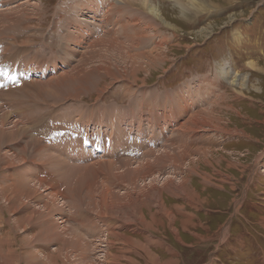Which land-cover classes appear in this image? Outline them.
Here are the masks:
<instances>
[{
	"label": "rangeland",
	"instance_id": "rangeland-1",
	"mask_svg": "<svg viewBox=\"0 0 264 264\" xmlns=\"http://www.w3.org/2000/svg\"><path fill=\"white\" fill-rule=\"evenodd\" d=\"M152 1L168 26L145 30L142 34L149 40L138 46L133 42L137 50H131L126 46L131 45L134 26L138 29L152 21L143 10L133 16L127 12L117 14L112 9L106 13L109 21L96 25L93 20H89L91 24L87 22L94 16L88 3L95 0H0V66L4 72H23L25 76L20 84L8 85L10 92H0V177L1 173H11L16 178L17 171H27L25 164L14 158L20 157L15 148L17 143L29 145L38 139L44 146L54 148L49 153L59 164L49 165L44 158L37 157L42 162H35L36 165L29 162V168L34 179L44 178L50 188L56 187L54 205L57 206L53 207L56 211L65 210L61 215L67 216L62 222L65 233L82 237L81 250L87 256L86 264H112L113 257L120 259L114 264H264V0H201L202 8L189 7L187 18L182 20L178 18L175 2L186 4L196 0ZM105 2L106 6H115L112 0ZM85 22L94 32L90 39L81 37L79 46L64 44L67 31H72L76 24L81 25L82 32ZM127 22L130 26L123 27L122 23ZM108 40L117 42L115 45L122 49L109 50L105 47ZM150 50L153 52L149 53ZM80 54L91 58L85 71H78ZM52 61L56 65L54 69ZM249 62L263 68V72L250 69ZM224 63L238 79L246 77L245 89L229 87L215 70ZM79 74L84 75L83 79ZM60 76L65 77L58 79ZM56 79L58 82L48 88L42 85ZM31 81L34 86H22ZM157 112L159 115H155ZM197 113L202 118L219 121H215L216 126L212 123L209 128L197 129L196 133L183 131L181 135L177 129ZM167 121L172 126L165 132ZM23 123L27 131L24 136L11 142L6 140L3 133ZM66 131L67 135L72 134L69 142L64 141ZM160 131L164 132L163 136L159 135ZM126 132L135 136L136 141H143L144 146H135L130 136L124 139ZM51 133L56 136L50 137ZM85 137H99L105 143L112 139L118 148L133 145L135 150L141 149L137 156L145 153L136 158L115 148L110 156L97 159L113 163L121 160L117 165L98 163L91 158L89 161L87 157L71 160L72 154L67 150L72 148L81 153ZM121 143L124 145L120 146ZM150 143L153 146L160 143L153 148L158 153L166 144V151L181 145L195 149L190 154V159L196 161L189 165L190 171L195 172L190 176L189 192L196 194L193 205L197 209L185 205V197L166 194L163 204L172 214L166 218L153 201H144L147 192L160 188L159 183L155 186L138 182L135 189L128 185L130 174L124 173L126 167L122 164L134 167L137 159H143L150 152L151 147L147 145ZM197 150L205 156L199 159ZM2 158L3 161L14 159L17 166L4 168ZM153 169L155 175L161 172L159 181L168 178L165 173L167 169L170 173L169 167L156 165ZM179 175L169 178L179 179L187 174L183 171ZM202 179L209 184L201 183ZM100 183L113 195L123 197L128 192L137 198L139 207L135 216L142 218L135 224L122 223L121 227V223L109 217L105 219L91 209L89 199L99 195L101 188L97 184ZM91 187L92 194H89ZM38 189L39 192L47 190L46 186ZM41 204L38 201L34 208L40 209ZM175 206L180 207V212ZM54 209L51 217L58 213ZM20 216L4 214L9 221ZM151 220L157 232L147 230V222ZM13 228L0 224V253H12L8 264H27L30 254L35 256L37 264L49 263L47 258L60 248L53 239L29 242L38 236L37 225H14ZM223 230L227 234L225 242L220 235ZM107 232L141 242L150 232L154 242L148 250L155 261L142 251L123 254V247H127L123 243L110 245L109 257L100 258L105 256L94 252V247L104 243H97L95 239ZM122 254L126 259L119 257ZM68 255L73 261L71 264H82L79 252L68 251ZM4 263L5 258L0 257V264Z\"/></svg>",
	"mask_w": 264,
	"mask_h": 264
},
{
	"label": "bare ground",
	"instance_id": "bare-ground-1",
	"mask_svg": "<svg viewBox=\"0 0 264 264\" xmlns=\"http://www.w3.org/2000/svg\"><path fill=\"white\" fill-rule=\"evenodd\" d=\"M124 1L125 0H112V2H114V5H115L114 7H113V4H110L109 6H106L105 5L106 4L105 0H95V3H90V4L87 2L89 7H90V12L94 14V16L92 18H89L87 20V22H89V24H91L92 21L90 22L89 20H93L94 22H97L96 25H100L102 23V21L103 22L106 21V20L109 21V19H106V13L107 12H109V13L112 12V9H114V12H117V14L121 13L123 15L125 12H127L128 14H130V15L132 14L133 16H137L139 14V12H141L143 10L146 13V15L148 17H150V19L152 21H148V22L144 23L145 25H140V27L138 29L135 28V26L137 27V25H135L134 26V37L131 39V41L129 40L131 42V45H127L126 46V47L132 48L131 50H137V48H135L133 42H135V45L138 46V44H140L141 42H143L145 40L146 41L149 40V37L146 34H142L143 32L145 33V30L155 31L156 28H160V26H162V25H166V26H168V25L166 24V21H164L162 18H160L161 16H160L159 10L155 6V4H154V2L152 0H126V2H124ZM200 1L201 0L189 1V2L186 1L187 2L186 4H183L180 1H176L175 5L177 6V14L179 13V17L178 18L181 19V20L187 18L186 15L189 12V7H194L196 10L202 8V5H200V3H201ZM109 3H110V1H109ZM184 5H186V6H184ZM205 7H207V6H205ZM13 12H15V11H13ZM137 12H138V14H137ZM1 13H3V12H1ZM10 17H11V15H10ZM99 17H101V18H99ZM178 18L176 20L179 21ZM7 21L11 22V20L9 18H7ZM128 21H131V20H128ZM155 21H157V22L160 21V23H155ZM4 23H6V22H4ZM12 25H13V23H12ZM122 26L123 27L130 26V23H128V22L127 23H122ZM170 26H172V25H170ZM79 29H81V25L77 26L76 24H74V26L72 27V31H67V33H66V37L67 38H66V40H65L66 42H64V44H66L68 42L69 44H73V45L79 46L80 41H81V37L84 40L88 41L90 39L89 37L92 36L93 33H94L93 29H91V27H89L86 22L84 24V30L81 32V31H79ZM76 32H77V34L75 35L74 33H76ZM147 33H148V31H147ZM83 36H85V37H83ZM73 42H75V43H73ZM101 42H105V41H101ZM97 43H95V44H97ZM115 43H117V42H115V41L110 42V40H108V41H106V46L105 47L109 48V50H111V51H115L114 47H116V48L119 47V48L122 49L121 46H117V45H115ZM102 45H103V43H102ZM131 50H129V51H131ZM152 50H154V49H152ZM152 50H150L149 53H152L153 52ZM78 52L80 53V51H78ZM65 53H64V55H65ZM76 53H77V51H76ZM74 56H77V54H75ZM138 56H139V53H138ZM90 59L91 58L86 56V54L85 55L84 54H80V59H79L80 63L78 64L79 65V68H78L79 70L78 69L77 70L78 71H85L84 68H86V65L89 64ZM159 64H160V62H159ZM51 65H52L53 69L56 66L55 63H53V61L51 62ZM248 66L250 67V69H254L257 72L258 71L259 72H261V71L263 72V68L255 66V65H253L250 62L248 63ZM217 68L215 70L219 74H221L222 78L229 85V87L234 88V89L235 88H239V89H245L246 88V86H245L246 83H247L246 77L238 79L237 75L232 74V72H229V71H231L232 68L231 67L228 68V66L225 63H224V65H217ZM97 71L99 72L100 70L97 69ZM65 75L67 77L70 76V74L67 75V73ZM80 75L81 74H79V76ZM83 76H82V79H83ZM11 77H15V76H10V77L0 76V87L3 86L6 83V79L5 78H8V82L11 84ZM64 77L65 76H60L58 79H60V78L62 79ZM71 80H73V79H71ZM55 82H58V80L57 79L56 80H50L49 82L43 83L42 85L45 86L46 88H48L49 86H52ZM27 85L34 86L33 81H31V82H29L27 84H23L22 86H27ZM56 85H58V84H56ZM35 86H36V84H35ZM127 88H130V87H127ZM7 90H8V87L4 91L10 92V89L8 91ZM6 92H4V93H6ZM19 94H18V96H19ZM155 94L158 96L157 93H155ZM26 95H28L27 92H26ZM165 95L168 96L169 94L168 95L165 94ZM237 95L238 96L241 95L242 97H244V94L242 95L240 93H237ZM26 98H27V96H26ZM41 100H44V99H41ZM6 114H8V113H6ZM198 114L199 113L195 114L194 116L189 118V120L187 122L183 123L180 126V128L177 129V130H179L178 132H180V133H182L183 131H186V132L193 131V132H195V131H197V129L200 130V129H202L205 126L209 128L210 125H212V123H214V125H215V123H216L215 121H219V119H214V118L212 120V118L205 117L206 118L205 119V118L201 117V114H199V115ZM3 115H4V113H3ZM155 115H159V112H157ZM4 118H6V117H4ZM150 123L151 122H149V124ZM166 124L167 125H165V127H166L165 132L167 131V129L170 126H172V125L169 124L168 121H167ZM150 127H151V125H150ZM120 128H122V126H120ZM120 128H116L115 130L120 132V133H122ZM9 129H10V127H9ZM25 131H26V128L24 127V123H23V125H18V124L16 125L15 124L13 126V128H11L10 130H6L3 133V135L6 138V140L11 142V141L18 140L20 137L24 136L23 133ZM83 133H84V131H83ZM184 133H182L181 135H184ZM163 134H164V132H161V131L159 132V135L163 136ZM151 137H154V134L151 135ZM30 140H31V138H30ZM30 140H29V143H31ZM150 140L152 142V140H154V139L151 138ZM180 143H182V142H180ZM122 145H124V144L121 143L120 146H122ZM147 145H149V144H147ZM165 146H168V145L167 144L164 145L163 151H161L160 153L154 152L153 148H149L150 152L146 153V155H145V157L143 159H137L135 161V164H134L135 166L134 167H132L133 166L132 164L126 165V163L122 164V165H123V167H126V170H125L124 173L130 174V175H128L129 180H130V184H128V185H130L131 188L135 189L136 185H137L136 183H138V182L141 183V184L155 185V186H156L155 183H159L160 184V188H153L149 193L147 192V196H146L144 201H146V200L153 201L155 203V205H157L159 207L158 211H162V213L165 214V215L163 214L164 217L171 218L172 217L171 210H168L163 204V199L162 198H163V196L165 197L166 194H170L173 197H175V196L185 197V199L187 200V203L185 205L190 206L191 208L197 209L196 206L193 205V203L195 202L194 201V197L196 198V194H193L194 191H192V190L189 192V189H190L189 188V182L191 181L190 180V176H192L195 173L194 171H190L189 165L194 164V162L196 161L195 158H191L190 159V154H193L196 151H195V149H187L186 145H181V146H178V148H176V149H173V150L168 149L166 151V149H164ZM15 148L20 154L19 158L18 157L17 158L14 157L15 160L17 159L18 162H22L23 164H25L27 171H25V172L17 171L16 178H12V174L11 173H8V174L1 173V177H0V224L1 225L2 224H6V225L10 226V228L13 229V230H14V228H13L14 225H17V226L19 225V226H23V227H29V226H32V225H37V227L39 229V232H38V236L39 237L35 236L29 242L35 243V241H38V239H40V241H44V240L50 241L51 239L57 241L58 244H60V246H59L60 248L53 253L54 255H51L49 258H47V261L49 263H40V264H52V263L53 264H59V263L60 264H69L72 260L70 261V259H69L68 251L69 252L72 251L73 254L75 252H79L80 253L79 257H80V260H81L82 264H86V263H84V261H86L87 256L81 250V248L83 246L82 245V241L83 240L81 241L82 237L77 235L76 233H73V232L70 233V234H66L65 233L66 227H64V226L62 227V225H64V223H62V222H64V219L67 216L66 217H65V215H64V217L61 216V215H63L62 212H64L65 210L56 211V209H54V207H53V206H57V205H54L56 203L55 195L57 196V194H55V192H54V188H56V187L50 188L49 185L45 183V180H43L44 178L43 179H34L33 175H32V171L30 170L29 164H28L29 162H31V163H34L33 165H36V163L38 161L42 162L37 157L44 158V162L48 163L49 165L59 164L58 160L56 159V157H53V155L49 153V149L50 148H48L47 146H44L42 144V141L38 140V139L34 143H31L29 145L28 144L21 145V144L17 143L15 145ZM51 149H54V148L51 147ZM197 151L199 153V159H200L201 156L202 157L205 156V153L200 152L199 150H197ZM198 153H197V155H198ZM10 156H12V155H10ZM8 158H10V157H8ZM186 158H188L187 159L188 160L187 163H185V159ZM15 160L14 159L5 158L4 161H3V158H2V160H1L2 162L1 163L4 165V168L9 169V168L17 166V165H15ZM97 162L98 163L107 162L108 165H111V164H116L117 165V163H119V164L122 163L121 160L119 162H117V163H113L112 161H105V160H99V161L97 160ZM156 165L158 167H163V168H165L166 166H167V168L169 167V170H170L171 174L168 173V169H167V171L165 173V175L168 178H166L164 180L162 179L161 181L158 180V178H160L159 176H160L161 172H160V174L158 173V174L155 175L153 167H155ZM0 167H1V165H0ZM64 168H66V166ZM64 168H63V170H64ZM77 168H80V167H77ZM90 168H92V167H90ZM183 171L186 172V174H187L186 176H183L182 178H179V179L169 178V177H173V175H177V174L181 175L183 173ZM63 174H64V172H63ZM123 174H118V175L114 174V175L115 176H121ZM120 181H122V180H120ZM96 183H98V182H96ZM201 183L209 184L208 181H204L203 179L201 180ZM97 185H100L101 192L99 193V195L92 196L89 199V205H90V208L96 210V212H98V214L101 217H103L105 219H107L109 217L108 219L111 218V219H113V220H115V221H117V222H119L121 224L123 223V224H126V225L127 224H132V223L135 224L136 222H138L142 218L141 215L138 216V217L135 216L138 213L137 210H138V207H139V200L137 198L131 197L128 194V192L123 193L122 194L123 197H120L118 195H113L111 193V191L108 188H106L103 185H101V183L97 184ZM97 185H95V186H97ZM43 186H46L48 192L44 193L47 190H43L42 192H39L38 188L43 187ZM92 189H93V187L88 189V193L89 194H92ZM43 193L47 194L46 198L44 197ZM49 194H50V196H48ZM38 201L43 202V204H41L43 206L41 208L39 207L40 209L34 208L35 204H37ZM235 206H237V204ZM52 207L55 210V212H58V213L54 214V217L58 216L56 218V220H54V217H51V215H52L51 211L53 210ZM62 207H63V209H65V207L63 206V203H62ZM179 208H180L179 206H175V210L177 212H180ZM237 208H238V206H237ZM60 209H62V208H60ZM177 209H179V210H177ZM4 214H12V215L20 214L21 216L19 218H17L16 220H14V221H9V219H6L4 217ZM45 215H48V216H45ZM153 223H154L153 220H151V222H147V225L149 226V227H147V230H151V231L157 232L156 227H154ZM123 224L121 225V227H123ZM58 225H61V227H59ZM136 225H139V224H136ZM168 228L172 229L171 228V224L170 225L168 224ZM103 231L106 232V230H103ZM172 231L175 232L173 229H172ZM102 232H101V234H102ZM148 233H150V232H148ZM148 233H147L148 236H145V238L142 240V242L126 238V237H124V236H122V235H120L118 233H113V232L112 233H108L107 232V234H105V235H101L100 234V236L96 237L95 240H97L96 241L97 243L98 242L104 243V246H100V245L96 244L95 247H94L95 248L94 252H96L97 254H100L101 256L103 254V256H105V257H100V258L107 259L109 257V247H110V245H116V244L121 245L123 243L122 245L127 246V247H123V252H122L123 254L124 253H130V252H131V254H135L134 251H142L147 258L152 259V260L155 261L154 255L148 250L149 244L153 243V241L150 238ZM224 233H225V231L223 230L222 233L220 234L221 235V240H224L225 237L227 236V234L226 233L224 234ZM51 236L53 238H51ZM223 242H225V240ZM84 245H86V244H84ZM123 254L120 255L119 257L121 259H126V258H124L125 256ZM11 255H12L11 252H9L7 254H4V255L0 253V257L5 258L6 264H8L7 261L10 262L8 257L11 256ZM28 259H29V262L27 260V264H37L36 258H35V256L33 254H30ZM127 259H129V258H127ZM17 260H18V256H17ZM94 260L97 261V258L94 259ZM119 260H120L119 258L113 257L112 264L116 263ZM107 264H111V263L108 262Z\"/></svg>",
	"mask_w": 264,
	"mask_h": 264
},
{
	"label": "crops",
	"instance_id": "crops-1",
	"mask_svg": "<svg viewBox=\"0 0 264 264\" xmlns=\"http://www.w3.org/2000/svg\"><path fill=\"white\" fill-rule=\"evenodd\" d=\"M238 205V204H237ZM237 207V206H236ZM225 234V233H224ZM226 239H227V236H226V238H225V241H226ZM153 242H154V240H152Z\"/></svg>",
	"mask_w": 264,
	"mask_h": 264
}]
</instances>
